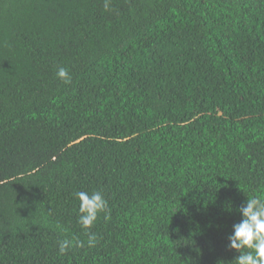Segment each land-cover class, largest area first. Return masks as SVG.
<instances>
[{"label":"trees","instance_id":"obj_1","mask_svg":"<svg viewBox=\"0 0 264 264\" xmlns=\"http://www.w3.org/2000/svg\"><path fill=\"white\" fill-rule=\"evenodd\" d=\"M247 196L264 0H0V264H232Z\"/></svg>","mask_w":264,"mask_h":264},{"label":"clouds","instance_id":"obj_2","mask_svg":"<svg viewBox=\"0 0 264 264\" xmlns=\"http://www.w3.org/2000/svg\"><path fill=\"white\" fill-rule=\"evenodd\" d=\"M56 75L64 83L71 82L69 72L63 67ZM74 195L79 200L78 223L82 228L90 229L101 213L105 214V219L110 218L108 201L101 192L77 191ZM238 211L241 218L232 225V232L227 237L229 250L239 253L232 264H264V197L247 196ZM96 243V235L89 234L88 246L95 247ZM80 246H83V242H80ZM69 247L70 241L67 239L60 242V253H65Z\"/></svg>","mask_w":264,"mask_h":264}]
</instances>
